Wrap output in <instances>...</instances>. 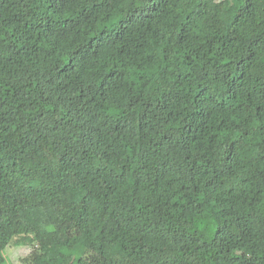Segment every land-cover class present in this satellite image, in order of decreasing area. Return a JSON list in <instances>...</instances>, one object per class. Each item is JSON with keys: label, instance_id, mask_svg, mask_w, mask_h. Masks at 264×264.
Instances as JSON below:
<instances>
[{"label": "trees", "instance_id": "16d2710c", "mask_svg": "<svg viewBox=\"0 0 264 264\" xmlns=\"http://www.w3.org/2000/svg\"><path fill=\"white\" fill-rule=\"evenodd\" d=\"M263 52L264 0H0V264H264Z\"/></svg>", "mask_w": 264, "mask_h": 264}, {"label": "rangeland", "instance_id": "374dc122", "mask_svg": "<svg viewBox=\"0 0 264 264\" xmlns=\"http://www.w3.org/2000/svg\"><path fill=\"white\" fill-rule=\"evenodd\" d=\"M261 61H264V52L261 54ZM33 251L32 247H25V246H10L6 249V255L11 260L13 264H20L22 259L27 258ZM50 259L53 261L52 256L50 255Z\"/></svg>", "mask_w": 264, "mask_h": 264}]
</instances>
